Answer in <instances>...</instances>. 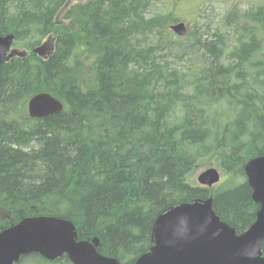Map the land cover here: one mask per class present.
I'll list each match as a JSON object with an SVG mask.
<instances>
[{
	"label": "trees",
	"instance_id": "obj_1",
	"mask_svg": "<svg viewBox=\"0 0 264 264\" xmlns=\"http://www.w3.org/2000/svg\"><path fill=\"white\" fill-rule=\"evenodd\" d=\"M246 3L216 20L201 11L181 38L170 28L184 20L179 0H0V36L24 53L0 64V231L67 219L121 264L151 249L178 205L212 199L246 231L260 208L247 166L264 156V0ZM40 92L64 109L31 117ZM211 156L224 180L192 183ZM16 264L73 263L32 253Z\"/></svg>",
	"mask_w": 264,
	"mask_h": 264
},
{
	"label": "water",
	"instance_id": "obj_2",
	"mask_svg": "<svg viewBox=\"0 0 264 264\" xmlns=\"http://www.w3.org/2000/svg\"><path fill=\"white\" fill-rule=\"evenodd\" d=\"M171 29L180 36L188 31L184 22L173 24ZM13 40L12 34L0 36V64L8 58ZM46 48L43 45L35 50L42 54ZM63 108V103L48 92L37 93L28 102L29 114L34 118ZM247 172L253 199L260 204L249 229L238 234L217 215L212 199L182 204L159 218L153 247L135 264H264V259H248L246 248L252 238L264 232V156L252 159ZM220 178L219 170L212 167L202 172L198 181L213 186ZM31 253L51 261L66 254L74 264H121L116 258L101 254L91 241L79 239L72 221L55 216L25 217L0 231V264H15Z\"/></svg>",
	"mask_w": 264,
	"mask_h": 264
},
{
	"label": "rangeland",
	"instance_id": "obj_3",
	"mask_svg": "<svg viewBox=\"0 0 264 264\" xmlns=\"http://www.w3.org/2000/svg\"><path fill=\"white\" fill-rule=\"evenodd\" d=\"M68 5L77 3L82 0H65ZM237 1L239 2V8L245 9L247 7L246 2L254 1V0H179V2L183 5L184 8V15L183 18L185 22L189 25L190 29L194 27V29H197L200 27L199 24V14H204L205 17H210L212 20L219 19L222 17L227 10L230 8L231 4ZM259 2L261 0H258ZM202 19V18H201ZM199 23H198V22ZM209 167H217L220 169L219 161L216 157H206L200 159L195 167L193 168V171L189 175V179L192 181V183H198V176L207 168ZM222 179L225 176L223 172H221Z\"/></svg>",
	"mask_w": 264,
	"mask_h": 264
},
{
	"label": "clouds",
	"instance_id": "obj_4",
	"mask_svg": "<svg viewBox=\"0 0 264 264\" xmlns=\"http://www.w3.org/2000/svg\"><path fill=\"white\" fill-rule=\"evenodd\" d=\"M248 259L262 260L264 259V232L257 234L247 244Z\"/></svg>",
	"mask_w": 264,
	"mask_h": 264
}]
</instances>
